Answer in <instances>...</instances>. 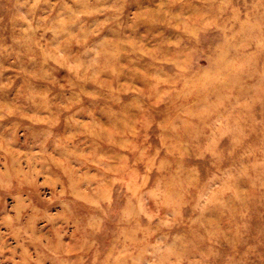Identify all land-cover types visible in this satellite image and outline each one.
<instances>
[{"label":"rangeland","instance_id":"1","mask_svg":"<svg viewBox=\"0 0 264 264\" xmlns=\"http://www.w3.org/2000/svg\"><path fill=\"white\" fill-rule=\"evenodd\" d=\"M0 264H264V0H0Z\"/></svg>","mask_w":264,"mask_h":264},{"label":"bare ground","instance_id":"2","mask_svg":"<svg viewBox=\"0 0 264 264\" xmlns=\"http://www.w3.org/2000/svg\"><path fill=\"white\" fill-rule=\"evenodd\" d=\"M107 47H111V48H115V44L114 43H110ZM111 52V50H109V49H107V50H105L103 53V57L104 58H110V57H113L112 56V52Z\"/></svg>","mask_w":264,"mask_h":264}]
</instances>
